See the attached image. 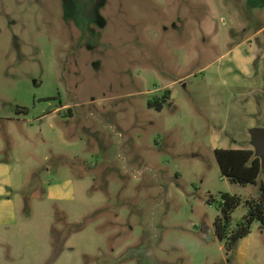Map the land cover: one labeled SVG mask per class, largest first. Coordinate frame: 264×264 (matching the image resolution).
I'll list each match as a JSON object with an SVG mask.
<instances>
[{
  "label": "rangeland",
  "instance_id": "1",
  "mask_svg": "<svg viewBox=\"0 0 264 264\" xmlns=\"http://www.w3.org/2000/svg\"><path fill=\"white\" fill-rule=\"evenodd\" d=\"M263 26L264 0H0V163L19 218L0 264H264L261 223L234 253L215 230L223 194L242 199L233 226L262 195L264 169L233 183L216 151H257L264 67L246 78L233 52Z\"/></svg>",
  "mask_w": 264,
  "mask_h": 264
},
{
  "label": "trees",
  "instance_id": "2",
  "mask_svg": "<svg viewBox=\"0 0 264 264\" xmlns=\"http://www.w3.org/2000/svg\"><path fill=\"white\" fill-rule=\"evenodd\" d=\"M169 98V96H165ZM159 110L163 109V102H155ZM222 173L231 182L248 185L256 184L264 169L262 159L255 150L249 149H221L216 151ZM212 201H215L213 199ZM242 204V199L236 195L223 194L220 203V216L215 221L216 235L228 253H234L241 240L251 234L252 226L259 222L264 226V184L262 195L258 200L247 202L248 213L236 226L232 225V216Z\"/></svg>",
  "mask_w": 264,
  "mask_h": 264
},
{
  "label": "crops",
  "instance_id": "3",
  "mask_svg": "<svg viewBox=\"0 0 264 264\" xmlns=\"http://www.w3.org/2000/svg\"><path fill=\"white\" fill-rule=\"evenodd\" d=\"M259 32L254 38L249 40L251 45L248 57H245L242 51L238 48H235V52H233L235 60H244V63H246L242 69L239 68V71L242 75L249 79L254 78L255 75H257L256 73H260L264 67V26ZM228 72L230 73L231 71L229 70ZM236 79L238 80V77H236ZM250 86H252V96H255L258 93L262 94V99L259 98L256 100V98H253L258 101V105L250 101V107H252L254 111L252 116L257 117V112L261 110L264 105V90L262 87L260 88L261 85L259 86V83L257 82L251 83ZM250 128L251 132L253 129L261 127H256V124L254 123ZM233 149L241 150L243 148ZM249 150H254V148ZM13 187L14 183L9 178L8 165L6 163H0V228H5L6 231H10L12 225L17 224L19 219L17 215L16 202L12 199L9 191L13 189Z\"/></svg>",
  "mask_w": 264,
  "mask_h": 264
},
{
  "label": "water",
  "instance_id": "4",
  "mask_svg": "<svg viewBox=\"0 0 264 264\" xmlns=\"http://www.w3.org/2000/svg\"><path fill=\"white\" fill-rule=\"evenodd\" d=\"M256 154L262 159L264 165V128H255L251 131Z\"/></svg>",
  "mask_w": 264,
  "mask_h": 264
}]
</instances>
